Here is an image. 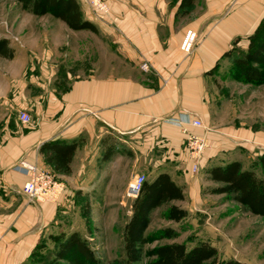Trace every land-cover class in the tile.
<instances>
[{"label": "crops", "instance_id": "1", "mask_svg": "<svg viewBox=\"0 0 264 264\" xmlns=\"http://www.w3.org/2000/svg\"><path fill=\"white\" fill-rule=\"evenodd\" d=\"M78 2L84 17L98 26L99 51L84 56L85 45L81 54L79 39L91 38L92 32L71 30L53 17L58 26L53 40L63 43L68 36L74 72L64 71L57 81L41 78L38 92L29 82L22 94L10 99L11 108L30 114V123L21 122L18 112L0 118V264L25 263L34 246L52 233L51 222L64 204L63 199L29 202L22 193L26 176L14 168L21 161L49 169L65 184L66 195L95 189L97 183L106 195L114 188L115 162L133 154L135 161L151 165L152 178L169 174L182 188L180 201L186 202V209L200 200L201 177L209 167L242 163L235 146L243 144L251 158L264 155L256 148L262 142L253 132L221 129L210 101L217 61L235 39L247 46V35L264 14V0H194L183 17H176L180 0H107L110 11L104 17L85 9L84 0ZM188 28L198 39L186 54L180 44ZM143 63L147 70L141 68ZM185 111L202 119L208 129L209 147L196 174L190 170L183 134L164 120ZM190 129L204 133L203 128ZM115 136L127 150L102 161L105 146L116 141ZM49 139L79 140L70 174L56 172L39 152ZM126 187L125 182L124 191Z\"/></svg>", "mask_w": 264, "mask_h": 264}, {"label": "rangeland", "instance_id": "2", "mask_svg": "<svg viewBox=\"0 0 264 264\" xmlns=\"http://www.w3.org/2000/svg\"><path fill=\"white\" fill-rule=\"evenodd\" d=\"M84 4V8L94 14L85 0ZM200 7L199 4L197 11ZM94 15L104 17L105 14ZM54 21L51 15L38 17L22 10L16 0H0V38L6 39L9 47L13 48L11 59L0 55V118L18 112L16 106L11 108L10 99L20 92L22 94L25 84L31 82L32 89L38 92V81L41 78L57 81L62 78L64 71L74 72V54L73 57L70 56L68 36L65 34L63 43L53 40V33L58 29ZM91 36L79 39L82 47L88 46L87 53L84 52V47L80 50L81 54L85 53L84 56L92 54V49L95 52L101 46L99 32H92ZM235 47L236 50H244L246 46L239 42ZM230 66L227 58L219 60L216 87L210 95L213 112L221 118V129L253 132L257 140L262 142L256 148L264 152V85H247L235 80ZM114 138L121 143L116 136ZM121 147H124L122 143ZM234 150L242 158L245 169L254 168L258 175L261 174L257 157L254 155L251 158L249 149L242 144L235 146ZM115 166L116 173L112 181L114 188L109 191L113 194L107 192L104 195L99 191L97 182L95 189L91 187L87 191L77 190L71 195L63 193L60 200L63 199L64 204L59 206L50 227L52 233L80 232L88 240L101 264L123 262V226L131 215L134 200V197L126 194V189L123 190L124 183L128 185L129 179L140 173L146 179L152 178L149 174L151 165L148 162L135 161L133 154L126 153L115 162ZM145 166L148 167L143 168ZM201 180L200 200L197 204L184 208L188 212L187 217L179 221L165 217V211L170 205L182 207L186 204L180 200H172L152 211L148 234L168 227L178 231V236L152 241L145 245V249L173 241L186 243L188 247L207 241L216 247L220 261L238 259L244 264H264V218L245 210L241 204L228 199L226 195L208 193L207 188L215 186L216 183L203 174ZM86 201H89V219L82 214ZM51 245L47 240L46 247L51 248ZM152 261V257L144 255L136 264H150Z\"/></svg>", "mask_w": 264, "mask_h": 264}, {"label": "trees", "instance_id": "3", "mask_svg": "<svg viewBox=\"0 0 264 264\" xmlns=\"http://www.w3.org/2000/svg\"><path fill=\"white\" fill-rule=\"evenodd\" d=\"M16 1L22 10L38 17L51 15L59 18L71 30L98 32V26L84 17L78 0ZM193 3L194 0H180L176 17L188 14ZM238 41L237 38L232 42L231 48L223 52L221 59L227 58L230 61L231 75L235 80L247 85H264V14L254 30L247 35L244 50H236ZM0 55L8 59L13 56V48L9 47L4 38H0ZM218 65L219 60L216 66ZM78 144V139H49L40 145L39 152L56 172L70 174V163ZM123 148L117 141L109 142L103 150L101 160L108 161L113 154L124 153ZM256 162L260 175L254 168H243L238 160L209 167L206 170L208 179L216 185L207 188V192L226 195L228 199L241 204L245 210L264 218V155H259ZM183 199L182 188L168 173L160 172L152 179L145 178L132 202L131 215L123 226L124 258L121 264H136L144 255L152 257L150 264H244L238 259L220 261L216 247L207 241L189 247L186 243L173 241L145 249V245L152 241L178 236V231L174 228L166 227L153 234H148L147 230L152 211L172 200ZM88 206L89 201H86L82 209V214L87 219L90 217ZM187 215L188 212L176 204L170 205L165 211V217L172 221H179ZM47 240L52 243L51 248L46 247ZM23 264H101V261L80 232L63 231L49 233L40 240Z\"/></svg>", "mask_w": 264, "mask_h": 264}, {"label": "built area", "instance_id": "4", "mask_svg": "<svg viewBox=\"0 0 264 264\" xmlns=\"http://www.w3.org/2000/svg\"><path fill=\"white\" fill-rule=\"evenodd\" d=\"M87 6L94 14H107L109 12L107 0H85ZM195 30L188 28L183 35L180 44L182 53L189 54L197 42ZM143 70L148 69V64L141 65ZM18 119L24 124L31 122L29 113L23 110L18 111ZM166 123L173 124L180 129L183 134V146L188 151L191 173L196 174L200 170L201 159L209 147V139L205 130H208L202 119L195 117L190 112H180L177 115H170L164 119ZM193 128H203L204 133L197 134L191 131ZM20 173L26 176L23 183L22 193L29 202H58L65 190V184L59 181L56 176L47 168H42L34 163L21 161L14 166ZM145 180L143 173L136 174L128 181L126 194L130 197H136Z\"/></svg>", "mask_w": 264, "mask_h": 264}]
</instances>
